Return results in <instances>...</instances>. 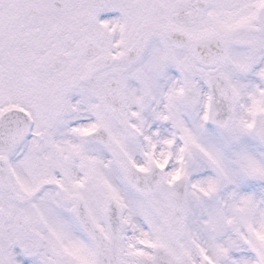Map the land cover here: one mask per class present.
Masks as SVG:
<instances>
[{
  "label": "snow or ice",
  "instance_id": "obj_1",
  "mask_svg": "<svg viewBox=\"0 0 264 264\" xmlns=\"http://www.w3.org/2000/svg\"><path fill=\"white\" fill-rule=\"evenodd\" d=\"M0 264H264V0H0Z\"/></svg>",
  "mask_w": 264,
  "mask_h": 264
}]
</instances>
